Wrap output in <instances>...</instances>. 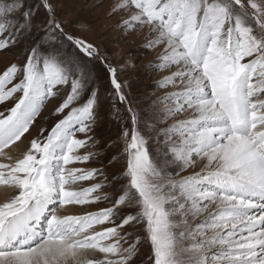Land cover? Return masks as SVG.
I'll list each match as a JSON object with an SVG mask.
<instances>
[{
	"label": "rangeland",
	"instance_id": "374dc122",
	"mask_svg": "<svg viewBox=\"0 0 264 264\" xmlns=\"http://www.w3.org/2000/svg\"><path fill=\"white\" fill-rule=\"evenodd\" d=\"M263 122L264 0H0L4 231L50 200L36 241L0 244V259L263 264L264 195L220 184L250 185L222 154L227 125L249 138ZM53 218L71 227L48 238ZM52 239L68 245L36 262Z\"/></svg>",
	"mask_w": 264,
	"mask_h": 264
},
{
	"label": "bare ground",
	"instance_id": "6f19581e",
	"mask_svg": "<svg viewBox=\"0 0 264 264\" xmlns=\"http://www.w3.org/2000/svg\"><path fill=\"white\" fill-rule=\"evenodd\" d=\"M110 4V3H109ZM119 6V5H118ZM132 12V11H131ZM214 48V47H213ZM194 49V52L192 53L193 55H192V57L193 58H195V60L197 59V60H201V56H202V52L201 51H203V50H201L200 48H198L197 46H192V48H190V55H191V51ZM189 54V53H188ZM212 54V53H211ZM208 58H209V60H207L208 62H207V64L208 63H210V62H213V61H211V59H210V55H208ZM207 58V59H208ZM203 62V61H202ZM215 62V61H214ZM206 65V64H205ZM209 67V66H208ZM214 67L216 68V66H215V64H214ZM214 68V71H216V69ZM212 69H213V67H212ZM211 69V70H212ZM210 71V70H209ZM252 71V70H251ZM252 75V74H251ZM210 78H214L213 76L212 77H210ZM215 80H212V81H215L217 84H219V82H218V77H215L214 78ZM211 81V80H210ZM215 84V83H214ZM220 92V94L219 95H224L225 94V96H226V92L223 90L222 92H221V90L219 91ZM226 99H227V96H226ZM237 101L239 102L238 103V105L240 106V109L242 110H240L241 112H243V119L240 121V122H242L241 124H240V126L241 127H244V126H246V125H244L245 123L247 124V122H249L250 121V119L248 118H246V115H245V111H246V109H247V107H246V105H245V103H244V101H240V99L238 100L237 99ZM220 102V101H219ZM222 103H224V102H222ZM229 103V102H228ZM214 106V105H213ZM227 106V105H226ZM232 106H233V104H232ZM220 107H222L221 105H220ZM224 107V106H223ZM235 106H233V108H234ZM230 108V107H229ZM232 108V109H233ZM231 109V108H230ZM239 110V109H238ZM215 111V110H214ZM223 111V110H222ZM227 111V110H226ZM230 111V110H229ZM218 114H217V117H218V115L220 116V117H222L223 118V121L225 122L226 121V119H225V117L223 116V114L220 112V110L218 109ZM224 112H225V110H224ZM235 112V111H234ZM228 115V114H227ZM230 115H232V114H230ZM249 115V114H248ZM233 116H234V118L236 117L235 115H232V118H233ZM249 116H251V115H249ZM248 116V117H249ZM230 117V116H229ZM255 117V116H254ZM254 117H252L251 118V120L254 118ZM228 118V117H227ZM231 119V118H230ZM230 119H228V120H230ZM218 120V119H217ZM227 120V121H228ZM236 120H237V117H236ZM260 122V121H259ZM227 123V122H226ZM234 124V123H233ZM263 124H264V122H263ZM222 126L224 125L223 123L221 124ZM236 125H238L237 123H236ZM244 125V126H243ZM229 125H227V128H228V131H229V133L231 134V135H233L232 136V138H230L231 140L229 141L228 140V142L225 144V147H224V149H223V152H222V154L223 155H226L227 153L229 154V152H230V150L232 149V147H233V149H234V154H233V158H232V161H234L235 163H241L242 164V166H243V168H242V171H244L249 177H250V185H249V187H248V184L247 185H245V187H244V183H241V182H235V181H221L220 182V184L222 185V186H224V185H230V184H232L233 185V183L234 184H236V186H235V188H232V185L230 186V190L232 189V190H237L236 189V187L237 188H240V190L241 191H244V190H250L251 192H254V194H256L257 192H255L256 190L258 191V192H260L257 196H263L264 195V192L261 190L262 189V186H261V184H263L264 185V154H263V150L262 149H260L259 150V148H264L263 147V145L261 146V147H257L256 145H258V143L257 142H254L253 141V137H261V135L262 134H259L261 131H263L264 129H262L259 133H258V135H254V133L256 132H254L253 134H252V137H246L245 135H241V134H234V132H232L231 131V129H230V126L228 127ZM258 127V129L260 128V127H262V125L260 124L259 126H257ZM232 128L234 129V131H235V128L236 127H233V125H232ZM238 128V127H237ZM236 128V129H237ZM245 128V127H244ZM264 128V127H263ZM236 131H238V129L236 130ZM242 131V130H241ZM243 132V131H242ZM246 132V131H245ZM258 132V131H257ZM248 133H249V131H248ZM257 134V133H256ZM254 135V136H253ZM249 136V135H248ZM11 137V136H10ZM256 139H258V138H255L254 140H256ZM261 141H264L263 139H264V137L262 136L261 138ZM4 140H6V138H4ZM261 143V142H260ZM256 144V145H255ZM11 147V146H10ZM8 148V147H7ZM13 148V147H12ZM23 149V148H22ZM21 149V150H22ZM9 152V151H8ZM0 154H2V153H0ZM5 154V153H4ZM10 154V153H9ZM6 155V154H5ZM1 157H5V156H1ZM20 157V156H19ZM21 159V158H20ZM241 164H239V165H241ZM22 166H23V164H22ZM15 167V166H14ZM19 167V166H18ZM26 168V167H25ZM20 169V168H19ZM24 169V168H23ZM18 171H20V170H18ZM22 174H21V177H22V175H23V171L21 172ZM12 174V173H11ZM25 174V173H24ZM8 175V174H7ZM24 176V175H23ZM15 177V176H14ZM13 177V178H14ZM21 177H19L18 179H17V181H15V182H17L18 183V185H19V187H24V182L20 179ZM230 179V178H229ZM8 182V181H7ZM27 182V181H26ZM9 183V182H8ZM53 183V182H52ZM51 182H49V186L51 185H53ZM5 185V184H4ZM12 185V184H11ZM26 187V186H25ZM15 188V187H14ZM226 188H228V187H226ZM26 189H27V187H26ZM264 189V188H263ZM16 190V189H15ZM51 190V189H50ZM50 190H49V192H48V194L50 193ZM239 190V191H240ZM238 191V192H239ZM250 194V193H249ZM8 193H6V191L5 190H3V187H0V203L1 204H3V205H5V204H8L9 203V201H8ZM253 196V195H252ZM29 197V196H28ZM46 198H48L47 196H45ZM256 197V196H255ZM50 198V197H49ZM49 202H50V200L49 199H42L41 201H39V202H36V204H34L33 206H35V207H33L32 209H31V211L29 212V213H27V215H24V216H22L21 214L20 215H18L17 216V218H14L13 220H14V222H13V226L10 228V229H8V230H6V231H4V229H5V227H4V224L3 223H5V221H2V220H0V229H3V230H1V233H2V231H3V235H2V238H1V240H0V244H4V243H8V244H10L11 245V242L13 243V242H18L19 243V245L20 246H17V247H19V248H21V247H23V246H25L26 244L28 245L29 244V242H31L32 241V239H35V241H36V238H35V236H36V234H38V232L36 231V230H34V229H31L32 228V226H33V224L35 223V225H36V222H37V225H39V223H40V221H41V214L46 210L44 207L45 206H47L48 204H49ZM255 203V202H254ZM242 204V200H238V205H241ZM248 204V203H247ZM65 205V204H64ZM67 206V209H68V211H69V209H71L72 208V206L70 205V204H66ZM249 205H254L253 203L252 204H249ZM248 205V206H249ZM257 205V204H256ZM1 207V206H0ZM4 208V207H3ZM65 209V208H64ZM1 211V210H0ZM71 211H73V210H71ZM4 212H6V211H4ZM71 213H73V212H71ZM70 213V214H71ZM1 215H3L2 213H0V216ZM22 216V217H21ZM263 216H261L259 219H257L256 220V224L258 225V227L260 228V226L261 225H263L264 224V221H263V219L264 218H262ZM59 218V217H58ZM30 220H31V222H30ZM57 220H60V219H55V218H53V220H52V225H51V228L49 229V230H47L48 232H47V237L48 238H50V235H52V234H54V233H58V232H62V231H64V230H66V229H68L69 227H71L70 226V224H59L58 223V221ZM61 221V220H60ZM59 221V222H60ZM51 223V222H50ZM29 224H31V225H29ZM75 225V224H74ZM10 226V224L8 225V227ZM28 226H30V229H29V231L28 232H26V230H27V228H28ZM257 227V228H258ZM73 228V227H72ZM256 229V228H255ZM21 237H23V238H21ZM28 237L29 238H31V240H28ZM23 242H24V244H23ZM255 244L258 246L257 247V249H259V248H261V244H260V242L259 241H257V242H255ZM66 245H68V243L65 241H61V240H54V239H52V240H49V241H47V243H45L40 249H37V252H36V254L33 256V258H36L37 260H36V262H38V261H40V260H42V259H44L45 257H47L49 254H54L56 251H63V250H65L64 248H65V246ZM66 251H68L69 253H71L70 251L71 250H66ZM260 253V251L258 252V254ZM80 254V253H79ZM262 253H260L259 255H261ZM22 257H20V258H16V257H18V255H14V256H6L5 257V259L4 260H1L0 259V264H4V262H6L7 264H19V261L20 260H23V259H26V257H25V255L26 254H24L23 252L20 254ZM69 256V255H68ZM70 256H71V254H70ZM72 256H74V254L72 255ZM75 258H78L77 256L75 257ZM29 260H31L32 261V259L31 258H29ZM78 260V259H77ZM21 263L20 264H24V261H20ZM264 264V263H263Z\"/></svg>",
	"mask_w": 264,
	"mask_h": 264
}]
</instances>
